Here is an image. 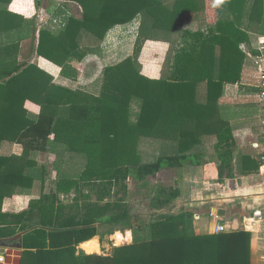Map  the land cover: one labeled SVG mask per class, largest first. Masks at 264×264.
Instances as JSON below:
<instances>
[{"label":"trees","instance_id":"1","mask_svg":"<svg viewBox=\"0 0 264 264\" xmlns=\"http://www.w3.org/2000/svg\"><path fill=\"white\" fill-rule=\"evenodd\" d=\"M10 1L0 0V31L13 26L6 10ZM58 1L65 9L58 8L48 24L37 28L33 19L34 54L61 67L64 78L77 79L80 62L99 51L113 27L140 17L138 34L133 54L104 68L96 96L55 85L35 63L12 66L6 59L12 45L0 47V142L21 143L25 156L39 151L52 154L60 146L84 159L79 171L64 172L55 166L50 194L31 202L28 210L17 214L0 210V239L24 233L19 264H250L249 232L199 235L188 213L167 212L177 190L152 187L150 220L131 213V206L112 191L124 188L122 183L129 179L146 188L149 179L164 169L195 166L203 141L214 135L222 178L232 151L223 140L229 124L221 115L219 99L226 85L241 79L248 57L244 45L256 40L253 35L262 28L261 0ZM69 5L76 7V14L70 13ZM35 6L39 9L41 2ZM215 6L216 20L208 24L205 11ZM187 20L199 23L197 29H185ZM146 41L170 45L156 80L140 74L138 58ZM26 101L39 106L37 115H27ZM154 139L175 141L176 154L147 161L142 149ZM8 162L0 157V166L9 167ZM40 166L31 174L8 172L0 180L2 190L26 189L25 178L45 179L46 166ZM60 195L74 196L64 203ZM111 195L115 200L105 202ZM125 230L131 232L132 241L114 246L110 255L78 249L96 236L102 241Z\"/></svg>","mask_w":264,"mask_h":264},{"label":"crops","instance_id":"2","mask_svg":"<svg viewBox=\"0 0 264 264\" xmlns=\"http://www.w3.org/2000/svg\"><path fill=\"white\" fill-rule=\"evenodd\" d=\"M34 1L11 0L7 6L6 10L7 13L11 14L13 26L6 31L1 28L2 31H0V47L12 45V52L6 59L12 61V66L14 63H35L38 69L53 78L55 85L98 95L104 68L116 65L133 54L140 17H136L128 24L117 25L109 30L99 47V51L89 53L77 68V79L70 80L62 77L61 67L44 58L36 57L34 54L33 19L37 28H40L42 26L40 23L45 16L50 21L55 17V13L57 14L58 8L64 10L65 7L58 0H46V7L41 6L39 8L42 11L41 16H38ZM261 2L264 6V0ZM68 8L71 11L74 6L69 5ZM2 15L6 16V12H3ZM216 17V6L214 9L211 7V10L205 11V22L208 24H213ZM198 26L199 23L197 22L188 20L184 22L185 29L196 30ZM253 36L256 40L264 38V20L260 31ZM181 38L179 37L174 48L181 41ZM256 40L246 43L245 46L250 47ZM169 48L170 45L165 42L146 41L138 58L141 65L140 74L148 79H159ZM250 63L248 59L245 60L241 79L236 84L226 85L223 95L219 99L220 108L238 107L244 109L245 112L244 115L235 114L233 118L223 117L229 124L223 140H227L226 142L230 145L232 162L228 168L224 169L222 178L219 179L218 176L220 162L215 156L214 148L217 137L214 135L209 140L203 141V150L195 166H185L180 171L162 170L161 172L168 173L169 181L165 184L159 181L158 185L178 191V197L167 212L170 214L188 213L192 218L193 229L196 234H214L217 222L225 224L227 232L237 230L249 232L250 264H264L262 260L264 256V234L258 232V226L261 224L259 221L264 220V175L260 173L259 165V156L264 150V141L260 117L246 114V109H255L252 97L255 90L246 86L248 81L246 77L247 68ZM241 100H244V103L240 102ZM24 109L29 116H35L39 112V106L30 101L24 103ZM223 112L227 114L226 111ZM152 142L156 151L151 162L162 156H174L177 152V143L172 139H154ZM59 149L61 150L60 146L56 148L53 155L57 152L60 153ZM53 155L48 151H39L30 152L25 156L21 143L11 140L0 142V157L8 158L10 164L9 167L0 166V180L6 178L8 172L10 174H16L15 172L31 174L41 167L40 165L46 166L47 169L45 179H42V176L32 180L25 178L26 189L9 186V189L5 187V190H2L0 184V210L2 214H17L28 210L31 202L39 200L42 195L50 194L53 184L49 186L47 162ZM142 156L144 157L143 149ZM212 215L218 216L219 220L215 221ZM127 232L130 231L115 233L126 235ZM92 239H97L99 244L98 236ZM84 243L78 246L80 250H82L80 247ZM22 251V249H9L6 264H19ZM82 251L84 252V250Z\"/></svg>","mask_w":264,"mask_h":264},{"label":"rangeland","instance_id":"3","mask_svg":"<svg viewBox=\"0 0 264 264\" xmlns=\"http://www.w3.org/2000/svg\"><path fill=\"white\" fill-rule=\"evenodd\" d=\"M37 0L34 1V3H36ZM41 2V6L46 7V0H39ZM40 6V7H41ZM52 10V9H51ZM37 11V15L41 16V11L36 8ZM77 9L76 7L71 8L70 13L71 14H76L77 13ZM37 16V17H38ZM39 19V18H38ZM49 19L48 17H44V19H42L41 21V25L44 26L46 24H48ZM215 22V21H214ZM93 50V49H92ZM250 61V60H249ZM250 66H248L247 68V72L248 74L246 75V77L248 78V81L246 82V86L248 88H250L251 90H255L254 89V81L256 79V75L254 73L253 75V65H252V61H250ZM240 102L244 103V100H241ZM132 112L136 113L137 111V107L132 104ZM250 108V109H246V114L250 115V116H259V112L257 110L256 107ZM223 111H226L227 114H225ZM235 114L237 115H244V109L242 108H236V107H223L221 108V115L224 118L227 117H231L233 118L235 116ZM60 153L57 152L55 155H53L54 153H52L53 156H51V158L49 159V161L47 162V166H48V170H49V186H51L54 182H55V178H56V174H57V170L55 169V166L62 169L64 172H71L72 170H77L79 171L81 169V167L84 164V159L77 157V156H73L68 154L67 152L64 151V149L61 147V150L59 149ZM156 151V147L151 144L148 146H145L143 148V153L144 156H146V160L148 161L147 157H153L154 153ZM168 173L167 172H160V174L157 175V177H153L149 179V185L148 187L144 188L139 184H135L132 179L126 180L122 183V188L121 187H116L113 188V193L117 191V198H122L125 203H127L128 205H130V212L133 214H137L139 216H141L143 219L145 220H150V215L152 213H154L153 211H150L148 204H149V196L152 190V187L155 185L159 184V181L165 183H168ZM53 186V185H52ZM74 195H71L70 197L67 196H59V200H61L64 203H68L72 197ZM112 197H105L104 201H108V200H115V198H113L114 196L111 195ZM92 199L95 200L96 198V194H92L91 195ZM113 212H111L110 214H112ZM121 237L124 238L125 235L120 234ZM132 241V237L130 242ZM89 244H82L81 245V249L84 250V252L86 254H104V255H110L112 252V248L118 247V246H123L124 244H129L130 242H121L117 239V234L115 233L113 236H105V238L102 241H99V244H101V247H99L98 241L97 239H92L91 241H89ZM88 243V242H87ZM79 249V248H78Z\"/></svg>","mask_w":264,"mask_h":264},{"label":"built area","instance_id":"4","mask_svg":"<svg viewBox=\"0 0 264 264\" xmlns=\"http://www.w3.org/2000/svg\"><path fill=\"white\" fill-rule=\"evenodd\" d=\"M247 52V59L252 61L253 75L255 73L256 79L254 81L255 93L253 97V105L257 108L260 117V123L262 128V136L264 141V38H258L253 42L250 47L245 46ZM260 173L264 175V150L259 156ZM215 221H218V216L212 215ZM261 224L258 226V232L264 234V220L259 221ZM225 224L218 223L214 228V234L227 232ZM8 248L0 247V264H6ZM264 261V256L262 257Z\"/></svg>","mask_w":264,"mask_h":264},{"label":"water","instance_id":"5","mask_svg":"<svg viewBox=\"0 0 264 264\" xmlns=\"http://www.w3.org/2000/svg\"><path fill=\"white\" fill-rule=\"evenodd\" d=\"M23 234L24 233L17 234L16 236L7 239H0V247L8 248V249H16V250L22 249L21 239Z\"/></svg>","mask_w":264,"mask_h":264},{"label":"bare ground","instance_id":"6","mask_svg":"<svg viewBox=\"0 0 264 264\" xmlns=\"http://www.w3.org/2000/svg\"><path fill=\"white\" fill-rule=\"evenodd\" d=\"M117 239L121 242L125 241V242H130L131 240V234L130 232H127V234L123 237H121V235L117 234Z\"/></svg>","mask_w":264,"mask_h":264}]
</instances>
